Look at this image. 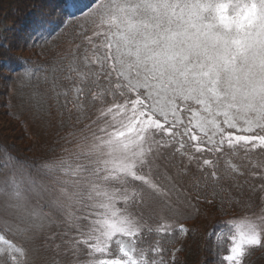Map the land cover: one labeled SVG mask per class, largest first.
I'll list each match as a JSON object with an SVG mask.
<instances>
[{
	"label": "snow or ice",
	"instance_id": "snow-or-ice-1",
	"mask_svg": "<svg viewBox=\"0 0 264 264\" xmlns=\"http://www.w3.org/2000/svg\"><path fill=\"white\" fill-rule=\"evenodd\" d=\"M80 16L71 58L18 77L41 123L55 93L58 148L0 163V264H168L202 206L243 210L217 264H244L264 247V0H91Z\"/></svg>",
	"mask_w": 264,
	"mask_h": 264
},
{
	"label": "trees",
	"instance_id": "trees-1",
	"mask_svg": "<svg viewBox=\"0 0 264 264\" xmlns=\"http://www.w3.org/2000/svg\"><path fill=\"white\" fill-rule=\"evenodd\" d=\"M47 1H50L51 3V0H0V86H2L3 90L2 98L5 110L12 117L18 120L21 119L20 117L24 109L29 114V121L32 120L31 122L37 124L39 128H41V126L43 128L45 124L48 126V121L51 120H54L53 122H55L52 128H57L60 120V113L57 110L55 93H52L53 98L49 101L51 105L50 116L45 117V122L41 123L39 120L33 119L30 112V110H32L31 105L21 93L18 82V77L23 76L28 70L34 74L32 77L33 79L37 76L43 78L46 74L44 69L49 67V61L53 50L71 58L76 50V43H79V41L73 43L72 37L66 34L71 31V29L68 28V25H75L72 15H75L76 17V14L70 13L65 0H56V6H50L51 10L44 11L42 8L45 6L44 2ZM61 19L64 21V26L62 28H57V24ZM4 22L10 25V29L8 30L10 36L7 37V40H5L4 43H2L1 27ZM53 29H56V31H53ZM67 40H69L73 45L71 48L68 47L63 51L61 50V47L62 49L65 48L63 47V43H68ZM15 49H21L28 53V57L19 55L16 53ZM70 87L71 86L69 85V88ZM64 92L65 89L61 88L60 104L64 103ZM7 100L11 103L12 101H15L16 106H13V104L9 105ZM28 108L30 110H28ZM73 112L75 113V109H73ZM52 128L47 129V133L45 132L48 138L49 135L52 137L50 144H47V140L44 142L48 145H46L45 150L47 153L48 150L50 151V148H58L55 132L54 135L53 132L52 135L48 134L52 131ZM26 130L30 132V129ZM42 131L38 132L34 129L32 133H35V137H39V135H42ZM69 147L72 150L74 146L71 145ZM21 151L22 150H19L18 148L16 149V147L10 144L8 140L0 136V163L9 159L16 160L21 163L35 162L43 158V155H45L39 153L30 155ZM212 213H216L217 215L215 216L216 218L214 221L210 223V226L206 228V231H219L224 229L225 226L222 225L224 222L220 221V216L224 217L226 215H221L218 207L213 208ZM206 237L207 236L205 234V240L202 242L203 247H199L196 252L195 248H193V246L191 247L193 248L190 249V252L192 253L191 257H194V254H196L195 259H197V257L199 259L204 256V250L207 252L212 251L215 258L214 262L217 264L218 260L222 259V254H224L227 245L218 247V243L213 240L206 239ZM187 256L184 257L182 264H185L184 262L188 260ZM198 263L202 264L199 260L193 262V264ZM247 264H264V250L259 247L252 248L247 255Z\"/></svg>",
	"mask_w": 264,
	"mask_h": 264
},
{
	"label": "rangeland",
	"instance_id": "rangeland-1",
	"mask_svg": "<svg viewBox=\"0 0 264 264\" xmlns=\"http://www.w3.org/2000/svg\"><path fill=\"white\" fill-rule=\"evenodd\" d=\"M67 3V7L70 10L71 13L76 14V19L74 20L75 24L77 21L82 20L83 17L80 16V11L82 9H84V6L88 3H91V0H65ZM45 6H43L42 10L44 11H49L50 6L54 7L56 6L57 2L56 0H51L44 2ZM10 29V25L6 24L5 22L2 23V27H1V37H2V43L5 42V40H7V37L10 36V33H8V30ZM68 43H63V47H65L64 49L61 50H66L68 47L71 48V46L73 45L69 40H67ZM16 53H18L21 56H25L28 57V53L24 52L23 50L19 49H15ZM30 52V51H29ZM3 90H2V86H0V136L3 137L4 139L8 140L10 142V144H12L14 147H16V149L18 148L19 150H22L25 154H30V155H35V154H45L43 155V157L50 155V151L48 150V153L45 151L46 150V145L50 144L52 137L49 135L48 136L45 134V132L47 133V129H51L54 125L55 122H53L54 120L48 121L49 125L47 126L46 124L43 126H41V128H39V126L37 124H35L34 122L29 121V114L23 109L22 115H21V119H16L14 117H12L6 110L4 107V103H3ZM8 104L11 105L13 104V106H16V102L12 101V103L7 100ZM22 105V104H21ZM28 110H30L28 108ZM32 116H33V111L30 110ZM34 119V116H33ZM26 129H30V132H28ZM36 129L38 132L42 131L43 129V133H41L42 135L39 137H35L34 134L32 133V131ZM54 135L55 132V136H56V132H57V128H52V131L48 134ZM38 138V139H37ZM54 138V137H53ZM57 138V136H56ZM48 141L47 144L44 143L45 141ZM45 144V145H44ZM43 146V147H42ZM48 146V145H47ZM73 149L72 151L77 150L75 145H73ZM50 148V147H49ZM51 149V148H50ZM21 151V152H22ZM259 158L258 157H254L251 161L250 164L255 167L257 162H258ZM260 171L262 173H264V169H260ZM251 179H256V177H251ZM190 186V185H189ZM259 202V201H257ZM212 209L213 207H204L202 206L200 209V212L198 215H196L193 219L188 220L187 222L184 223V227L189 229V232L182 237L178 242L174 243V244H169L168 245V264H173V261H175V264H182L183 263V259L184 257H188V260L186 262H184L185 264H193L194 261L199 260L200 263L202 264H215V258H214V254L213 252H207L206 250H204V256L200 257L198 259H195V255L194 257H191V252L190 249L195 248V252L199 249V247H203V241L205 240V234H206V239H210L213 240L214 242L218 243V236L220 235L221 232H227L228 230V225L229 224H239V223H243L244 222V216L241 215V213L243 212L242 209H235L234 211H230L228 215L222 217L220 216V221L224 222L222 223V225L225 226L224 229L219 230V231H214V230H207L206 228H208L210 226V223H212L214 221V219L216 218L215 216L217 215L216 213H212ZM227 245L228 248V244ZM2 246V245H0ZM193 246V248H191ZM261 248L262 250H264V247L261 246H250L248 248H246L245 250V260H244V264H247V255L249 254V252L251 251L252 248ZM227 248L224 252V254L227 253ZM176 249H182V251H176ZM212 253V254H211ZM174 254V255H173ZM222 254V256L224 255ZM199 264V263H198Z\"/></svg>",
	"mask_w": 264,
	"mask_h": 264
}]
</instances>
